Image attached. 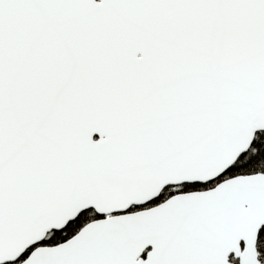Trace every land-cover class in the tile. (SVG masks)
I'll use <instances>...</instances> for the list:
<instances>
[{
    "label": "snow or ice",
    "instance_id": "1",
    "mask_svg": "<svg viewBox=\"0 0 264 264\" xmlns=\"http://www.w3.org/2000/svg\"><path fill=\"white\" fill-rule=\"evenodd\" d=\"M0 264H264V0H0Z\"/></svg>",
    "mask_w": 264,
    "mask_h": 264
}]
</instances>
